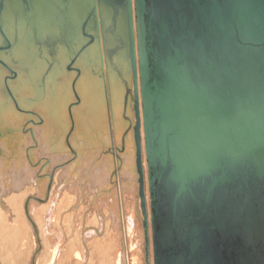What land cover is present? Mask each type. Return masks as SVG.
I'll list each match as a JSON object with an SVG mask.
<instances>
[{
	"label": "water",
	"instance_id": "obj_1",
	"mask_svg": "<svg viewBox=\"0 0 264 264\" xmlns=\"http://www.w3.org/2000/svg\"><path fill=\"white\" fill-rule=\"evenodd\" d=\"M84 69L128 87L146 264L138 80L154 264H264V0H0L18 113L21 75L37 94Z\"/></svg>",
	"mask_w": 264,
	"mask_h": 264
},
{
	"label": "bare ground",
	"instance_id": "obj_2",
	"mask_svg": "<svg viewBox=\"0 0 264 264\" xmlns=\"http://www.w3.org/2000/svg\"><path fill=\"white\" fill-rule=\"evenodd\" d=\"M38 74L31 71V82ZM73 80L62 74L37 94L23 75L11 83L17 106L33 118L6 100L0 81V264H146L128 87L112 84L103 97L91 71L82 70L72 90ZM137 85L147 261L154 264Z\"/></svg>",
	"mask_w": 264,
	"mask_h": 264
},
{
	"label": "rangeland",
	"instance_id": "obj_3",
	"mask_svg": "<svg viewBox=\"0 0 264 264\" xmlns=\"http://www.w3.org/2000/svg\"><path fill=\"white\" fill-rule=\"evenodd\" d=\"M130 127L128 126V129H129ZM109 153V152H108Z\"/></svg>",
	"mask_w": 264,
	"mask_h": 264
}]
</instances>
